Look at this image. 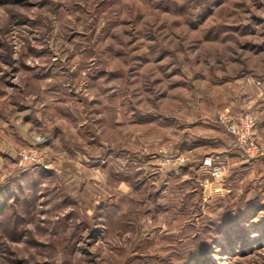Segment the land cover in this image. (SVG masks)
I'll return each mask as SVG.
<instances>
[{"label":"rangeland","instance_id":"obj_1","mask_svg":"<svg viewBox=\"0 0 264 264\" xmlns=\"http://www.w3.org/2000/svg\"><path fill=\"white\" fill-rule=\"evenodd\" d=\"M246 115L264 0H0V264H264Z\"/></svg>","mask_w":264,"mask_h":264},{"label":"built area","instance_id":"obj_2","mask_svg":"<svg viewBox=\"0 0 264 264\" xmlns=\"http://www.w3.org/2000/svg\"><path fill=\"white\" fill-rule=\"evenodd\" d=\"M228 124V132L233 136L236 147L244 154L248 160H255L264 155V148H262L256 139V120L251 115H246L238 120H226ZM23 157H27L22 154ZM204 165L210 169L212 172H218L219 167L213 165L211 158H207Z\"/></svg>","mask_w":264,"mask_h":264}]
</instances>
